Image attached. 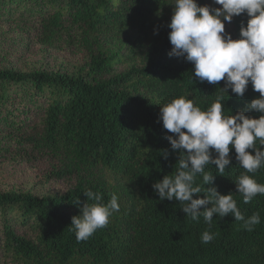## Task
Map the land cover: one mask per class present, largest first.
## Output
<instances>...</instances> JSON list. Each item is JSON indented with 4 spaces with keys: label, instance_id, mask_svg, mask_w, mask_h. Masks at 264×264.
<instances>
[{
    "label": "trees",
    "instance_id": "1",
    "mask_svg": "<svg viewBox=\"0 0 264 264\" xmlns=\"http://www.w3.org/2000/svg\"><path fill=\"white\" fill-rule=\"evenodd\" d=\"M203 1L196 3L204 6ZM174 4L0 0V18L30 16L29 29L38 40L52 44L72 36L84 56L71 74L0 67V149L3 139L32 143L62 162L50 176L68 181L63 191L44 195L0 190L1 264H264V195L243 202L234 182L244 170L231 146L224 176L216 175L215 165L207 168L215 179L205 188L232 193L246 217L259 212L261 223L254 231L244 230L231 215L213 216L211 225L203 216L194 222L181 211L179 201H161L152 188L164 175L175 174L178 159L165 139L174 134L163 129L160 107L187 95L206 110L224 88V81L200 82L190 62L168 55L167 25ZM247 20L246 14L234 17L236 39ZM113 34L119 39L112 40ZM259 95L252 85L243 97L229 89L224 114L244 111ZM165 150L167 159L162 156ZM254 178L264 184V168ZM196 185L204 187L201 176ZM89 189L100 193L103 203L116 194L120 208L107 227L78 243L71 221L84 203H94L83 194ZM198 195L203 198L204 193ZM205 230L216 234L208 244L201 242Z\"/></svg>",
    "mask_w": 264,
    "mask_h": 264
},
{
    "label": "clouds",
    "instance_id": "2",
    "mask_svg": "<svg viewBox=\"0 0 264 264\" xmlns=\"http://www.w3.org/2000/svg\"><path fill=\"white\" fill-rule=\"evenodd\" d=\"M213 3L221 7L198 6L196 0H175L167 25L171 45L168 55L190 62L193 75L200 82L216 85L224 81V88L206 110L196 106L187 95L160 107L159 121L163 129L174 134L166 135L165 139L178 152V159L175 174L164 175L152 188L161 201H179L181 211L194 222L203 216L204 222L211 225L213 216L222 219L231 215L236 222H241L244 230L252 232L261 223L260 213L246 217L232 193L221 195L216 187L205 188V185L214 182L213 172L206 171L212 165L216 175L224 176L226 166L231 163V146L238 165L244 170L234 182L243 202L249 203L257 195H264V184L254 178L264 168V0H213ZM241 14L248 17L247 24H241L239 38L233 40L222 20L230 23ZM249 84L260 94L259 98L247 104L244 111L225 115L224 95L230 89L237 97H243ZM247 111L261 115L252 118L245 114ZM167 155L165 150L162 156L167 159ZM198 176L202 177L203 188L196 185ZM202 192L203 198H199ZM83 194L94 203H84L81 214L72 218L71 226L78 243L107 227L120 208L114 193L107 203L102 202L100 193L91 189ZM215 238V233L205 230L201 242L208 244Z\"/></svg>",
    "mask_w": 264,
    "mask_h": 264
},
{
    "label": "rangeland",
    "instance_id": "3",
    "mask_svg": "<svg viewBox=\"0 0 264 264\" xmlns=\"http://www.w3.org/2000/svg\"><path fill=\"white\" fill-rule=\"evenodd\" d=\"M199 3H202L199 2ZM203 4L211 8H220L213 0H204ZM233 19L225 23L226 33L236 40L233 31ZM30 16H6L0 18V67L9 66L17 71H29L33 67L65 73L76 72L83 63L81 44L72 36L64 37L52 44L38 40L33 30ZM117 34L111 35L118 40ZM251 85V84H249ZM21 114L19 117H21ZM36 116H34V119ZM21 128V133L29 130ZM4 128L0 125V129ZM10 132L16 133L15 129ZM27 136V135H25ZM0 149V190H29L36 195L61 192L68 184L67 179L50 176L54 169L62 167V162L50 152L39 151L32 143H18L16 140H2ZM1 264V263H0Z\"/></svg>",
    "mask_w": 264,
    "mask_h": 264
}]
</instances>
